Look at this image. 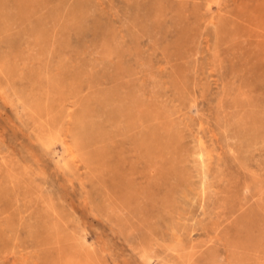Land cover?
Here are the masks:
<instances>
[{
	"label": "rangeland",
	"instance_id": "rangeland-1",
	"mask_svg": "<svg viewBox=\"0 0 264 264\" xmlns=\"http://www.w3.org/2000/svg\"><path fill=\"white\" fill-rule=\"evenodd\" d=\"M0 264H264V0H0Z\"/></svg>",
	"mask_w": 264,
	"mask_h": 264
}]
</instances>
